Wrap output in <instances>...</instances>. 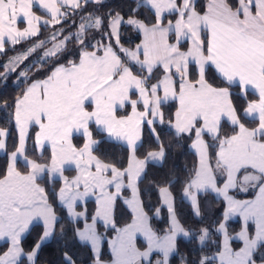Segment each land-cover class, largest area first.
Instances as JSON below:
<instances>
[{
	"label": "snow or ice",
	"instance_id": "1",
	"mask_svg": "<svg viewBox=\"0 0 264 264\" xmlns=\"http://www.w3.org/2000/svg\"><path fill=\"white\" fill-rule=\"evenodd\" d=\"M94 2L102 4L103 0ZM87 3L88 0H0V53L4 52L6 43L15 46L37 37L41 24L62 25L69 10L75 14ZM141 6L150 7L154 23L148 25L134 16L125 21L119 12H110V31L103 33L109 40L115 37L119 45L120 26L131 25L144 37L135 49L123 46L117 49L111 42H97L91 46L93 50H88V31H99L104 26L103 18L89 13L81 17L75 33L65 36L61 26L46 40L33 43L7 64L0 65L4 68L0 79L6 80L9 73L40 50H43L38 57L40 68L51 63L44 78L31 80L13 101L12 117L19 131V143L9 155L6 172L0 175V241L6 242V250L0 251V264H36L42 244L54 236L58 227L63 232L60 218L39 182L45 177L50 182L62 181L56 195L71 220L85 216V212L76 211L78 201L96 196L97 208L91 223L74 229L80 241L91 244L94 264H103L98 220L116 232L110 242L111 264H144L145 261L152 264L154 253L160 254L155 264H169V257L177 249V237H189L191 233L176 216L170 185L158 188L170 223L163 235L153 230L139 199L138 182L148 162L162 163L166 150L156 135L157 150L147 152L142 159L136 154L142 126L145 122L152 126L156 120L164 123L161 106L169 100L178 103L174 122L169 121L175 134L195 137L191 148L197 162L184 184L183 196L191 201L197 217L201 214L200 194L210 191L226 202L222 222L216 228L223 235L222 245L214 256H201L195 264L217 261L218 264H258L257 253L264 249V0H237L235 6L229 0H208L203 13L197 11L196 0H143V5L137 0V8ZM34 7L46 15H37ZM166 13L174 19H168ZM21 20L26 23L23 29L18 27ZM73 39L80 46L78 61L57 63ZM182 44H187V48L182 49ZM157 71L161 72L160 77L150 83ZM209 71H214L226 86L211 83ZM29 72L30 69L23 70L19 76L27 81ZM233 86L241 94L246 95L252 89L257 95L243 109V116L253 120L254 127L242 122L233 104L230 91ZM133 94H138V98L132 99ZM139 105L143 106L142 111L138 110ZM7 106L4 102L3 107ZM127 106L131 107V113L118 116V109ZM225 118L232 126L231 135L222 133ZM91 124L100 133H106L107 138L126 143L130 152L127 167L106 163L94 154L100 141L93 138ZM33 127L38 129L34 144L41 150V157L46 146L50 148L46 161L30 159L26 154L29 130ZM152 132L155 134V128ZM74 133L83 136L82 146L73 144ZM7 135L6 130L0 129V151L6 150ZM205 135L212 143L205 140ZM20 158L24 171L17 167ZM66 167L76 172L71 179L64 174ZM219 178H223L222 186L218 184ZM112 187L115 192L110 191ZM124 188L131 190V199L125 203L133 215L131 223L120 228L113 213L114 203ZM233 189L257 191L254 199L239 200L229 194ZM159 212L156 209V215ZM237 215L243 225L233 237L226 222ZM34 222L42 226V234L32 250L25 252L22 238ZM250 222L255 226L254 232L249 231ZM138 236L146 242L143 250L137 247ZM210 238L209 228L199 229L201 244ZM233 239L241 241L242 246L233 249L230 243ZM64 259L66 264H75L67 253ZM259 264H264V258Z\"/></svg>",
	"mask_w": 264,
	"mask_h": 264
},
{
	"label": "trees",
	"instance_id": "2",
	"mask_svg": "<svg viewBox=\"0 0 264 264\" xmlns=\"http://www.w3.org/2000/svg\"><path fill=\"white\" fill-rule=\"evenodd\" d=\"M207 2L208 0H196L197 11L203 13L206 9ZM229 2L235 6L237 0H229ZM133 9H136V11H133ZM33 10L41 16L46 15L36 7H34ZM110 12L113 14L119 12L123 17H137L148 25L155 22L153 11L148 6L137 8V0H107L102 4L88 1V3L77 10L75 14L69 10L68 18L62 21V25H41L40 33L37 37L22 41L15 46L6 43L4 52L0 53V65H3V62L13 54L27 49L39 40L49 37L53 31L59 29L61 26L64 29L63 35L67 36L70 33H75L81 22V17L87 16L89 13L93 16L103 18L104 26L99 31L95 29H90L88 31L86 39V45H89L88 50H93L91 46L96 45L97 42L104 44L111 42L114 48L118 49V45H116L112 38L109 40V37L103 35L104 32L109 31L108 14ZM167 18L172 19L174 16L169 15ZM140 39L141 36L137 31L126 25L121 26L120 45L132 48ZM79 50L80 46L76 43L75 39H73L68 43L67 52L61 56L57 63L66 64L68 60L78 61ZM37 53L35 54L38 58L41 55V50ZM121 56L123 58L122 53ZM31 60L32 58H28L27 62ZM33 65H35V67H32ZM33 65L28 68L30 69V79L27 81L19 76L18 72L8 74L6 80L0 79V128H4L8 131L6 151L3 155H0V175L6 172L9 155L15 150V147L18 146L19 143V132L15 125L14 118L12 117V113L14 112L13 101L15 97L22 94L23 89L31 80L44 78L51 67V63L44 68H40V63L34 62ZM37 69H39V71ZM133 70L135 71L136 68L134 67ZM2 72H4V68L0 67V73ZM194 74L195 70L193 69V75ZM160 75L161 72L157 71L150 83L156 82V79L159 78ZM208 79L215 86H226L219 78H216L214 71H209ZM230 90L232 91L233 104L236 106L238 114L241 115L242 122L245 123L247 127H254L255 122L243 116V109L246 108L250 100L257 99V95L250 91H248L246 95L241 94L240 89L235 86L231 87ZM134 95L135 94L132 96ZM4 102H7V108L3 107ZM176 108L177 103L175 101L162 104L161 111L164 114V123H155L152 127L146 123L143 126L142 139L137 147V156L139 158H144L147 152L157 150L156 135L159 136L160 141L165 147L166 156L160 164L150 162L147 164L145 173L138 182V187L143 208L150 218V225L154 231L162 235L168 227L170 220L168 210L162 204L158 188L170 185V191L174 197L176 216L182 226L191 233L188 238H178L177 253L170 258V264H182V261H186L187 264H195V261L201 256H214L222 245V236L216 231V228L218 227V223L222 222L225 202L217 198L211 192L200 194L198 201L201 214L197 217L194 215L192 205L184 198L182 189L197 162V155L191 149L192 136L190 137L186 134L177 136L170 127L169 121L173 120ZM130 109V106L118 109L117 114H127ZM152 128H155V134L152 132ZM90 129L93 132V138L100 141L94 154L99 156L106 163H114L117 167L121 168L127 167L130 155L127 146L107 138L106 134L100 133L94 124L90 125ZM37 130L36 127H33L29 131L26 142V154L30 159H41L43 162L50 156V149L46 147L41 157V152L37 150L34 144L35 132ZM222 133L228 135L232 134V126L226 121L222 122ZM206 140L212 143L210 137L206 136ZM73 141L77 147H80L84 143V138L82 135H75ZM17 166L19 170H25L24 162L18 161ZM72 172V169H66L65 171L67 175H71ZM222 181L223 178H219L218 184L221 185ZM39 182L45 187L49 202L55 208L60 218V224L63 225L64 230L61 232L58 227L52 239L41 246L36 258V264H66L64 259L65 253L72 258L75 264H94L92 249L89 245L80 242L74 231L76 228H82L84 221H72L68 217L66 209L60 205L58 201L56 193H58L61 187V181L57 179L50 182L47 177H45ZM128 193V190L124 189L123 195L125 196ZM82 207L81 205L78 206V208ZM84 207L87 210L86 220H91L96 209L95 202L93 200H88L84 204ZM156 209L160 210L159 215H156ZM114 219L117 227H122L132 220V213L124 205L122 199L116 201ZM205 227L210 229L211 238L204 244H201L198 240L199 229ZM227 228L230 234H234L241 228V222L239 220L229 221ZM98 229L99 232L104 235L101 258L103 260H110L111 253L108 240L113 236L115 230L112 228H105L103 225H98ZM42 230L40 224H35L30 228L29 232L22 240V246L25 252L31 251L34 245L39 241ZM232 245L234 248H238L241 244L239 241H233ZM4 250H6V243L0 244V251ZM261 258H264V249L257 253V262H259ZM215 264L218 263L215 262Z\"/></svg>",
	"mask_w": 264,
	"mask_h": 264
},
{
	"label": "crops",
	"instance_id": "3",
	"mask_svg": "<svg viewBox=\"0 0 264 264\" xmlns=\"http://www.w3.org/2000/svg\"><path fill=\"white\" fill-rule=\"evenodd\" d=\"M88 1H94V0H88ZM141 4H143V0H141ZM207 5V4H206ZM149 7V6H148ZM38 8V7H37ZM150 8V7H149ZM39 9V8H38ZM206 10V9H205ZM166 15V17H168L169 16V14H165ZM136 19H138L137 17H135ZM124 19H125V21L128 19V17H124ZM168 19H170V18H168ZM172 19H174V18H172ZM140 20V19H139ZM144 22V21H143ZM166 22V21H165ZM23 24L25 25V22H23V21H20V22H18V27H22L23 26ZM122 25H126V26H129V27H131L132 29H134L135 31H137L139 34H140V36H141V39H140V41L134 46V47H132V48H130V47H126V46H123L124 48H127V49H135L136 48V46L137 45H139V44H141L142 43V41H143V39H144V37H143V33L142 32H140L139 30H137L135 27H133V26H131V25H128V24H126V23H124V24H122ZM121 25V26H122ZM121 26H120V28H119V33H120V30H121ZM109 31H110V29H109ZM112 40H114V42H115V37H113L112 38ZM170 40H173V42H174V38L173 37H170ZM120 46H122V45H118V48L120 47ZM187 48V44H182V49H186ZM141 58H143L142 56H141ZM43 79V78H42ZM155 83V82H154ZM133 91H135V90H133ZM231 91V90H230ZM248 91H250V92H252V93H254L255 94V92H254V90H252V89H249ZM232 92V91H231ZM161 95L163 94L162 93V91H161V93H160ZM138 98V94H135L134 96H132V99H137ZM169 101H173V100H169ZM168 101V102H169ZM176 102V101H175ZM177 103V102H176ZM177 107H178V103H177ZM89 110H91V107L89 108ZM138 110H140V111H142L143 110V106L142 105H139L138 106ZM131 113V109L129 110V112L127 113V114H124V115H128V114H130ZM118 115V114H117ZM124 115H118V116H124ZM149 118H151V117H149ZM173 122H174V118H173V120H172ZM223 121H226L227 123H229L230 124V122H228L227 121V119L225 118ZM222 121V122H223ZM155 123H160L159 122V120H156L155 121ZM145 124H146V122H145ZM95 125V124H94ZM154 125V124H153ZM231 125V124H230ZM96 126V125H95ZM144 126V125H143ZM143 126H142V129H143ZM97 127V126H96ZM170 127H171V125H170ZM172 128V127H171ZM0 129H4V128H0ZM173 130H174V132H175V129L174 128H172ZM4 130H6V129H4ZM91 130V129H90ZM7 131V130H6ZM30 131V130H29ZM19 132V131H18ZM7 133H8V131H7ZM106 134V133H105ZM75 135H80V134H78V133H74L73 134V137L75 136ZM182 135H185V134H182ZM187 135V134H186ZM8 136V135H7ZM7 136H6V138H5V140L7 141ZM106 136H107V134H106ZM206 136L207 135H205V140H206ZM209 137V136H208ZM195 137H194V135L192 136V141H193V139H194ZM141 139H142V135H141ZM115 141V140H114ZM117 142H120V143H122V144H125L126 145V143L125 142H123V141H117ZM140 142L141 141H139L138 142V145L140 144ZM73 144H74V141H73ZM191 144H192V142H191ZM127 146V145H126ZM47 147V146H46ZM50 149V148H49ZM192 149V148H191ZM37 150L39 151V152H41V150L40 149H38L37 148ZM5 151L6 150H3V151H0V155H3L4 153H5ZM192 151L195 153V150L194 149H192ZM196 154V153H195ZM142 159V158H141ZM18 161H22L23 162V160H22V158H20V159H18ZM150 163H157V164H160V162H158V161H149ZM148 162V163H149ZM9 163V162H8ZM18 167V166H17ZM66 169H72L73 170V175H67L66 173H64L66 176H68L70 179L72 178V177H74L75 175H76V172H75V170H74V168H70V167H66ZM41 186H43V185H41ZM61 186H62V181H61ZM219 186H222V184L221 185H219ZM44 187V186H43ZM124 189H127L128 190V194L127 195H123V191H124ZM124 189H122V191H121V194H120V196H118L117 197V199H116V201L118 200V199H122V201H123V203H124V205L128 208V210H130V212L132 213V210H131V208L125 203V200L126 199H131V190L130 189H128V188H124ZM46 190V189H45ZM110 191H112V192H115V188L114 187H112V188H110ZM256 191H257V189H249L247 192H242V191H239V190H236V189H233V190H230V192H229V194L230 195H232V196H234V198H236V199H239V200H247V199H254L255 198V194H256ZM210 192V191H209ZM212 194H214L217 198H220V199H222L223 200V197H221V196H218L216 193H213V192H211ZM185 198V197H184ZM139 199L141 200V198H140V194H139ZM190 204H191V201L190 200H188L187 198H185ZM88 200H93L94 202H95V204H96V196H94V195H89L88 197H86L84 200H82V201H78L77 202V206H76V211H78V212H85V216L84 217H80V218H78L77 220H72V221H74V222H76V221H84V224L87 222V223H91V220H86V217H87V210H86V208L84 207V204L88 201ZM116 201H115V203H114V210H115V205H116ZM161 201H162V199H161ZM142 202V201H141ZM225 202V201H224ZM50 203V202H49ZM162 204H163V202H162ZM79 205H81V206H83L82 208H78V206ZM164 205V204H163ZM166 208H167V206L166 205H164ZM225 207H226V202H225ZM96 208H97V204H96ZM66 209V208H65ZM194 210V209H193ZM67 211V210H66ZM95 212H96V209H95ZM94 215H95V213H94ZM113 215H114V213H113ZM132 215H133V213H132ZM69 217V216H68ZM71 219V218H70ZM169 220H170V217H169ZM236 220H239L240 222H241V227H242V225H243V220H242V218L241 217H239L238 215L237 216H233V217H231L230 219H229V221H236ZM229 221H227L226 222V225L228 224V222ZM129 223H131V222H129ZM149 223H150V220H149ZM35 224H38V223H36V222H34L33 223V225H35ZM84 224H83V227H84ZM32 225V226H33ZM98 225H103V222L102 221H99L98 220V222H97V231L99 232V229H98ZM182 225V224H181ZM32 226H30V228L32 227ZM104 226V225H103ZM125 226V225H124ZM124 226H122V227H124ZM82 227V228H83ZM122 227H120V228H122ZM82 228H80V229H82ZM108 228H111V227H108ZM254 229H255V226H254V224H252L251 222H250V224H249V231L250 232H254ZM241 230V228L239 229V231ZM238 231V232H239ZM238 232H236V233H238ZM28 233V232H27ZM27 233H25L24 234V236H23V238L27 235ZM100 233V232H99ZM236 233H234V234H230L231 236H233V237H235V235H236ZM101 235H102V240H101V244H100V260L103 262V264H111V260H112V254H111V259L110 260H103L102 258H101V254H102V242H103V240H104V235L102 234V233H100ZM221 234V233H220ZM115 235H116V232L113 234V236H111L110 237V239L108 240V242H109V250H110V253H111V245H110V242L115 238ZM163 235V234H162ZM221 236H222V241H223V235L221 234ZM78 237V236H77ZM180 237H183V238H188V237H184V236H178L177 237V240H178V238H180ZM23 238H22V240H23ZM52 239V237L49 239V240H47V241H45L44 243H46V242H48V241H50ZM78 239H79V237H78ZM79 241H80V239H79ZM233 241H239V240H236V239H233L230 243H231V246L233 247V245H232V242ZM80 242H82V241H80ZM240 242V246L239 247H241L242 246V242L241 241H239ZM2 243H6L5 241H0V244H2ZM43 243V244H44ZM82 243H85V242H82ZM136 243H137V247L138 248H140L141 250H143L145 247H146V242L144 241V238L142 237V236H138L137 237V241H136ZM142 243V244H141ZM42 244V245H43ZM85 244H87V245H89L90 246V248L92 249V247H91V244L90 243H85ZM238 247V248H239ZM238 248H234L233 247V249H238ZM39 252V251H38ZM92 252H93V250H92ZM177 253V249H176V251L169 257V264H170V258L173 256V255H175ZM93 255H94V261H95V254H94V252H93ZM159 256H160V254H158V253H154L153 254V256H152V258H151V260H152V264H155V260L156 259H158L159 258ZM25 259H26V257H25ZM217 263H218V261H217ZM144 264H148V262L147 261H145L144 262ZM258 264H259V262H258Z\"/></svg>",
	"mask_w": 264,
	"mask_h": 264
},
{
	"label": "rangeland",
	"instance_id": "4",
	"mask_svg": "<svg viewBox=\"0 0 264 264\" xmlns=\"http://www.w3.org/2000/svg\"><path fill=\"white\" fill-rule=\"evenodd\" d=\"M104 1H107V0H103V2H104ZM36 8H37V7H36ZM40 10H41L42 12H44L42 9H40ZM33 11H34V10H33ZM36 14H37V13H36ZM37 15H39V14H37ZM21 21H22V20H21ZM19 22H20V21H19ZM41 25H43V24H41ZM43 26H45V25H43ZM50 26H51V25H50ZM24 27H26V23H25V25L23 24V26L20 27V28L23 29ZM43 40H46V38L43 39ZM39 41H40V40H39ZM29 47H30V46H29ZM29 47H28V48H29ZM48 47H51V44H49ZM25 50H26V49H25ZM25 50H22V51H20V52H18V53H16V54H13L12 56L8 57V58L3 62V65H4V64H7L10 58L17 56L18 54L24 52ZM42 51H43V50H41V54H42ZM37 55H38V53H37ZM29 58H32V60L29 61V62H27V60H25L22 64H20L19 68H17V70H16L15 72L20 73L21 71L28 69L31 65L34 64V62L39 63V60H38V58H37V56H36L35 53H34L32 56H29ZM25 63H26V64H25ZM11 73H14V72H11ZM9 74H10V73H9ZM23 78H24V77H23ZM154 124H155V123H154ZM152 126H153V125H152ZM152 126H150V127H152ZM124 145H125V144H124ZM73 173H74V172H72L71 175H73Z\"/></svg>",
	"mask_w": 264,
	"mask_h": 264
}]
</instances>
